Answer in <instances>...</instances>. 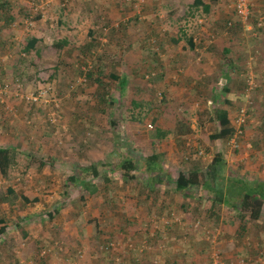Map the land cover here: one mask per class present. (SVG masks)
Here are the masks:
<instances>
[{"label": "rangeland", "instance_id": "obj_1", "mask_svg": "<svg viewBox=\"0 0 264 264\" xmlns=\"http://www.w3.org/2000/svg\"><path fill=\"white\" fill-rule=\"evenodd\" d=\"M192 2L0 0V146L18 149L9 177L0 172V220L15 232L0 242V264H82L86 255L97 264L114 257L121 264H208L205 232L220 224L203 214L202 203L183 207V215L149 211L145 221L131 213L143 197H158L149 181L160 176L174 187L181 172L205 169L218 153L227 174L264 181V0H252L247 23L227 0H205L211 12L203 15L187 13ZM32 37L40 59L24 51ZM64 38L69 46L53 47ZM90 69L103 86L85 80ZM111 73L127 76L124 92ZM218 110L242 133L209 145L205 137L222 128ZM159 131L168 136L160 139ZM154 154L162 169L144 171ZM32 157L49 162L27 166ZM123 157L135 160V178L122 176ZM92 164L100 172L87 175L93 189L67 182ZM216 210L230 212L218 239L229 246L217 244L225 264H264V213L243 230L238 214L230 216L235 209L218 203ZM173 213L183 234L170 238L165 224ZM143 243L149 246L140 251ZM242 243L249 248L233 252Z\"/></svg>", "mask_w": 264, "mask_h": 264}, {"label": "trees", "instance_id": "obj_2", "mask_svg": "<svg viewBox=\"0 0 264 264\" xmlns=\"http://www.w3.org/2000/svg\"><path fill=\"white\" fill-rule=\"evenodd\" d=\"M216 1V0H212ZM211 12L210 3H206L205 0H193L190 10L187 12L188 14L193 15H203L209 14ZM186 11L184 14H186ZM21 16V12H20ZM15 19V17H14ZM13 19V20H14ZM60 22V21H59ZM92 41L88 42L87 45L93 46L95 41L93 38L94 32L89 34ZM39 39L37 37H32L28 39L26 42L24 51L30 52L31 50H36V56L40 59L39 49L36 47ZM187 42L192 49L196 48V44L194 42V37L190 35L187 38ZM70 45V39L64 38L56 41L53 44V47L59 50L64 49L66 46ZM24 52V53H25ZM226 55L231 52L230 49H224ZM227 64L229 66L233 65V59L231 57L227 58ZM85 75V80L88 81L94 79L99 83L100 86H103V81L96 76L94 69H90L83 73ZM110 77L113 80L119 82V88L125 91L126 86L128 85L127 76H120L114 73L110 74ZM51 78H54L51 76ZM215 98H219L222 96V92L216 91ZM228 102V101H227ZM135 107L139 106L137 102L134 104ZM218 119L220 120V124L222 126L220 132L214 133L210 136H206L205 140L209 145H212L213 141L216 139H229L236 132L234 125L232 124L231 118L227 113V110H223V112L218 110ZM135 118V115L132 117ZM137 121H143V118H137ZM168 136L167 131H159V138L163 139ZM17 147L16 146H0V172L5 177L8 178L10 175L11 168L15 163L17 156ZM158 155L154 154L149 156L146 160L143 161L144 171H152L156 173L162 169L159 167V163L157 162ZM31 164H27V166L35 165L42 169L46 164L47 160H42L38 158H30ZM77 174L70 175L68 178V182L71 184L78 185L80 184L84 190L88 191L94 188V185L87 181V175L90 173L91 175H98L99 170L95 166L88 167H80ZM118 168L122 171V176L128 179L135 178L133 172L136 171L138 166L134 159L129 157H123L120 161ZM229 168L227 161L225 160L222 153H218L212 161L208 164V166L203 169H196L189 173L181 172L176 178V187L183 195V197L187 198L191 195L192 188H196L198 191L199 197H203L205 191H209L212 195L215 193V200L219 203L226 204L230 208H233L237 211L238 217L241 221V228L244 230L246 228L245 223L249 220L257 221L261 218L264 213V182H250L249 180H245L238 176H231L227 174V169ZM83 175V176H82ZM171 178L170 175H168ZM7 192L9 194H14L15 190L11 186L7 188ZM3 200V197L0 198V201ZM25 202L37 201L30 200L28 197L24 196ZM248 219V220H247ZM247 220V221H246ZM10 223L5 222L3 219L0 220V236H3L7 233V230ZM4 239L1 240V242Z\"/></svg>", "mask_w": 264, "mask_h": 264}, {"label": "crops", "instance_id": "obj_3", "mask_svg": "<svg viewBox=\"0 0 264 264\" xmlns=\"http://www.w3.org/2000/svg\"><path fill=\"white\" fill-rule=\"evenodd\" d=\"M226 89H228V88H223V90H226ZM90 166H95V165L92 164ZM95 167H97V166H95ZM88 174H90V173H88ZM99 175H100V172L96 176L94 174H92L91 177L95 178V177H97ZM105 178H108V175H105ZM155 178L156 179L149 181V186L148 187L150 188V190L158 191V193H159L158 197L155 196L156 194L153 195L152 197L145 196V197L142 198V199H145V201H137L135 203V209L133 207L131 209V213H134L137 216L141 215L142 221H145L146 219L149 218V217H146V215L149 213V211L159 212L161 210L162 211L163 210L164 211L172 210V211H175V212H177L179 214H182L183 213V210H182L183 207L188 209V210H193L192 207H194L195 210H196L197 209L196 207L197 206L200 207L201 203H202L203 208H205V210H203V214L207 215L208 217H213V218H210V220H212L213 223H216L218 225L220 224L219 228H221L224 233H225V230L226 231L228 230L229 225L228 224L225 225L224 220H226V221L228 220V218H229L228 213L230 214V212L226 211V213H225L223 211L222 214H219L217 212L216 209H217V204L219 202L217 200H215V193L212 195L211 192L205 191L203 197L200 199L199 195L192 194V192L195 190V188H192L191 195L189 197L185 198V197H183V195H181V193L177 189L176 183H175V185L173 187V185H171L169 181H166L165 178H162L160 176L158 178L157 177H155ZM86 180L90 181L89 178H86ZM67 182H68V179H67ZM90 182H92V181H90ZM68 183H70V182H68ZM197 194H198V192H197ZM223 205H225V204H223ZM229 209L232 210L233 208L229 207ZM166 215H168V214H166ZM230 216L234 218V219L232 218V221H234L235 218H238L237 217V213L234 216L233 215H230ZM165 230H166V232L167 231L169 232V237L170 238L173 237V236H176V235H172V233L175 234V231L178 232V235L179 234H183V231H182L183 228L180 227V226L179 227L175 226V225L165 226ZM14 233L15 232H14L13 229L10 232H7L5 235L0 237V242H1V240L4 237L9 238V237L13 236ZM203 234H204V232H203ZM86 237H88V236H86ZM91 237H93V236H91ZM219 242H220V247L223 246L222 248H224L225 246H229V244H225L224 245L223 244V240H220ZM168 245H170V247H168L169 249L166 250L167 252L170 249H172L173 246H174V245H171L169 243H168ZM175 246L177 247L179 245H175ZM188 246L191 247V248L193 246L195 247V243L191 242L190 244H188ZM244 246H247V245L245 243H242L241 246H238L237 248H235V250L233 248L232 250H234L233 252H237L238 250L241 251V249H243ZM247 247L249 248V246H247ZM192 250L193 249H191V251ZM92 258L93 257L86 255L81 262H82V264H97V261L95 259H92ZM54 264H57V263H54ZM176 264H180V263H176Z\"/></svg>", "mask_w": 264, "mask_h": 264}, {"label": "built area", "instance_id": "obj_4", "mask_svg": "<svg viewBox=\"0 0 264 264\" xmlns=\"http://www.w3.org/2000/svg\"><path fill=\"white\" fill-rule=\"evenodd\" d=\"M228 2H230L231 6L234 8V10L237 12L238 16L241 18V20L245 23L248 22L249 18L252 15V0H227ZM263 23V17H261L260 21H259V26H261ZM3 87H0V93H5V89H2ZM32 100H37L35 98H32ZM243 114H241L240 117V123L245 121V113L244 111H242ZM242 133V130L237 129L236 135ZM203 154V151H198L197 155L201 156ZM170 220L166 221V226H170L173 224H177L175 222H179L181 217L176 215L175 213L172 214L171 218H168ZM196 228H199L198 224L195 225ZM202 227V226H201ZM222 230L221 228H215L213 227V229L208 228L205 232L206 235V239L207 241L211 242V250H210V254H209V262L208 264H225L223 256L221 254V250L218 247V239L221 236ZM111 250H115V243H111ZM149 245H147L146 243H143L142 245H140L138 247V249L140 251H144L145 249L148 248ZM110 248V247H109ZM44 253L46 251H43ZM114 263L113 264H121V258L120 257H114L113 258Z\"/></svg>", "mask_w": 264, "mask_h": 264}]
</instances>
